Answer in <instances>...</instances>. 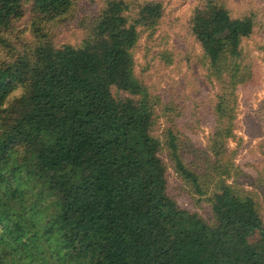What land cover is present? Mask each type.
<instances>
[{"label":"trees","instance_id":"obj_1","mask_svg":"<svg viewBox=\"0 0 264 264\" xmlns=\"http://www.w3.org/2000/svg\"><path fill=\"white\" fill-rule=\"evenodd\" d=\"M19 4L0 0V32ZM71 4L33 0L35 20ZM161 15L158 2L128 14L124 1L106 0L80 47L44 40L0 65V264H264V220L252 197L221 185L210 224L167 193L130 53L138 26ZM253 29L251 15L212 3L192 17L212 65L225 52L237 57ZM113 87L130 96L114 97ZM166 145L175 169L198 186L170 131Z\"/></svg>","mask_w":264,"mask_h":264},{"label":"rangeland","instance_id":"obj_2","mask_svg":"<svg viewBox=\"0 0 264 264\" xmlns=\"http://www.w3.org/2000/svg\"><path fill=\"white\" fill-rule=\"evenodd\" d=\"M105 1L72 0L64 15L44 21L35 20L33 0H20L19 15L0 32V65L31 56L44 40L57 47H80ZM122 1L128 14L149 2L162 7L156 24L138 26L130 53L142 99L152 111L150 132L160 141L168 195L212 224L213 196L221 185H229L252 197L264 220V0ZM211 3L225 7L232 17L254 19L252 34L240 40L239 55L232 58L225 52L215 65L191 30L195 11ZM112 93L116 98L130 96L116 87ZM169 131L198 186L175 169L166 145ZM23 155L17 150L12 157L20 160Z\"/></svg>","mask_w":264,"mask_h":264}]
</instances>
